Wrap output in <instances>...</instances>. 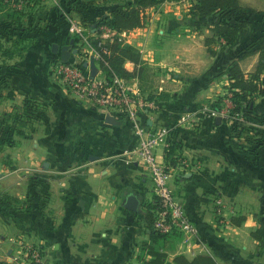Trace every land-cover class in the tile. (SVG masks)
<instances>
[{
  "label": "crops",
  "instance_id": "obj_1",
  "mask_svg": "<svg viewBox=\"0 0 264 264\" xmlns=\"http://www.w3.org/2000/svg\"><path fill=\"white\" fill-rule=\"evenodd\" d=\"M189 1L147 7L142 26L125 31L123 37L142 59L138 75L128 84L154 104L161 93L167 95L160 108L140 109L137 121L154 128L174 124L181 113L189 117L173 134L169 154L182 156L187 164L175 165L170 187L195 225L197 240L188 247L174 234L157 249L167 255L163 264H174L178 254L190 259L198 253L210 254L218 264H264V140L255 144L234 137L231 127L223 120L216 123L217 116H209L206 106L194 107L212 94L211 77L223 68L206 54V29L202 34L186 25L192 19L186 13ZM119 2L72 0L69 9L64 0H29L28 5L39 9L28 15L23 11L20 17L18 26H25L24 20L33 26L24 35L21 57L0 66V82L8 84L7 91H0V116L17 117L25 97L42 113L24 126L11 123L8 144L0 145V178L22 174L31 193L32 181L38 179L42 197L38 211L32 197L18 217L0 214V264H11L22 245L39 246L47 264H143L151 259L140 251V243L150 239L140 205L142 197L154 202L152 182L135 158L124 154L138 143L128 115L77 99L51 73V64L59 59L51 45L70 43L75 35L69 26L77 24L92 40L97 34L81 20L105 17ZM244 38L240 31L235 42ZM73 46L77 52L70 60L80 58L91 76H105L91 52L82 53L80 42ZM256 62L253 54L237 64L247 72ZM123 66L135 68L128 61ZM182 102L188 103L184 112L173 107ZM157 154L169 164L162 148ZM129 193L139 200L136 211L123 206ZM215 199L231 209L229 218L242 217L241 224L222 227L212 220ZM18 227L24 229L17 236L25 244L17 246L13 231Z\"/></svg>",
  "mask_w": 264,
  "mask_h": 264
},
{
  "label": "trees",
  "instance_id": "obj_2",
  "mask_svg": "<svg viewBox=\"0 0 264 264\" xmlns=\"http://www.w3.org/2000/svg\"><path fill=\"white\" fill-rule=\"evenodd\" d=\"M164 1L177 0H121V2L110 11L109 15L99 19H90L88 21L81 20L82 22H86L89 28L97 34L96 38L87 40L91 48L99 55L96 63L107 79L114 76L125 79L136 77L138 75L137 68L142 65V59L140 52L135 47L122 41H117L116 37H114L112 41L99 38V27L107 26L118 33L141 27L144 19V10L147 7ZM71 3L72 0H64V4L68 6L69 9H72ZM263 12L264 11H258L251 6L243 5L239 0H193L187 14L192 19L201 20L203 18H211L212 26L209 28L211 34L204 38V45L209 47L214 42L215 38L222 39L227 46L233 44L238 33L251 23L253 16ZM22 15L23 13L17 10L6 13L7 18L14 16V29L20 24V17ZM24 31V27L20 26L19 32L23 33ZM78 42H80V38L74 36L73 44H77ZM24 50L25 47L23 51ZM251 53L257 54V62L252 71L243 72L239 65L233 62L225 73L228 81V89L232 92V96L235 100L234 104H238L236 105V109L242 108L244 113H248L254 108L255 95L264 92V31L257 37L251 46L242 49L237 56V60L243 59ZM11 56L12 55L9 54L6 58H12ZM125 61L131 62L134 65L135 68L133 71H128L124 68L123 64ZM164 98L167 99V95L161 93L159 97L153 99L157 108H160L161 101L165 100ZM236 100L239 103H237ZM165 103L166 102H164V104ZM242 103L244 104L243 107L240 105ZM212 107L213 110L219 109V107L214 104ZM41 113L42 111L37 103L31 98L25 97L18 116L15 117L14 114H8L6 116L15 124L24 126L36 120ZM246 131V128L235 126L232 127L231 134L234 137L242 138L244 136L243 134H246ZM172 147L173 140L166 151V159L169 164L174 167L183 157L178 154H169ZM155 209L156 204L154 201L152 204H147L144 213L145 221L149 222L151 225L147 227L149 230V241H142L140 243V251L151 257L150 260L145 262L146 264H163L167 255L159 251L157 245L160 243L161 246H164L166 237L174 234L176 236L180 235L178 232L160 234L153 229L152 222ZM242 220V217L232 218L231 223L233 225H239ZM172 262L174 264H218L208 253H198L190 259L182 254H178L173 257Z\"/></svg>",
  "mask_w": 264,
  "mask_h": 264
},
{
  "label": "built area",
  "instance_id": "obj_3",
  "mask_svg": "<svg viewBox=\"0 0 264 264\" xmlns=\"http://www.w3.org/2000/svg\"><path fill=\"white\" fill-rule=\"evenodd\" d=\"M5 1L8 2V0ZM18 6L19 4H15V7ZM99 30V38L112 41L116 37L117 41L125 43L123 40L125 31L118 33L107 26H100ZM68 31L80 38L82 53L91 52L96 62L99 55L89 45L87 35H84L75 23L69 26ZM102 33H106V37H102ZM82 62L80 58L69 59L66 62L55 60L51 64V73L64 90L77 99L87 101L101 109L122 111L128 115L131 127L138 137V143L135 148L124 151V154L134 157L151 179L156 204L152 222L153 229L160 234L178 232L184 243L190 247L197 240V229L184 214L180 202L176 200L170 187V179L174 176L175 166L163 162L157 154L159 147L166 153L176 126L185 125L189 121L188 115L181 113L174 124L149 128L137 121V114L140 109L146 107L157 109L156 104L141 98L136 88L128 84V79L117 76L110 79L105 76H91L83 67ZM209 116L214 117L215 112L209 110ZM178 164L185 166L187 163L183 158ZM215 204L217 207L222 206L218 199H215ZM23 249L14 259L16 264H47L41 255L39 246L26 245Z\"/></svg>",
  "mask_w": 264,
  "mask_h": 264
},
{
  "label": "rangeland",
  "instance_id": "obj_4",
  "mask_svg": "<svg viewBox=\"0 0 264 264\" xmlns=\"http://www.w3.org/2000/svg\"><path fill=\"white\" fill-rule=\"evenodd\" d=\"M27 1L29 0H8L6 2L5 0H0V66L5 65L7 63L6 61L9 60L10 62L17 61L19 57H21L23 53V49L26 45V43H23V40L26 39L27 30L33 26L32 22L27 23L25 20V23L23 21V24L25 26V31L23 33L19 32L20 26H16L13 23L14 16H11L10 18L6 17V13L12 12L13 10H17L20 13H23V11H26L27 15L36 12L39 7L28 5ZM193 0L189 1V6ZM240 2L243 5H248L253 8H255L258 11H264V0H240ZM15 4H19L18 7H15ZM187 8L186 13H188ZM191 19V18H190ZM7 21V22H5ZM21 25V24H20ZM186 25H190L193 28L197 27L203 34L205 32L204 29H206V33L203 34V41L205 37H208L210 32V26H212V20L211 18H203L201 20L199 19H191L189 20V23ZM18 31H17V30ZM243 35L244 39L241 41H236L233 44L227 46L224 44L222 39L215 38L214 42L209 46H205L206 54L209 57H213L217 61V65L223 68V70H218L215 72L212 77L211 81L212 86H214L215 89L212 90V94L208 97H201V100L199 102H196L194 104V107L201 108L203 106L207 107L208 114L209 110L215 112V116L219 117L220 120H223L225 124L228 125V127H235L237 124L240 127L246 128V134H243L242 138L247 139L248 137L254 142L255 144L261 143L264 140V92L256 94L254 97V108L250 110L248 113H244L243 109H236V105L234 104L235 100L232 96V92L228 89L227 84V76L226 71L230 64L233 62H241L243 59H251L253 57L254 53L249 54L247 57L243 59H238V54L242 51V49H246L248 46H251V44L254 43V41L259 37L262 32L264 31V12L258 13L253 16L251 23L244 29ZM30 37H28L29 39ZM74 48V46H71ZM11 54L12 58L8 59L6 58ZM257 55V54H254ZM207 57V58H208ZM211 57V58H212ZM76 59V58H75ZM247 62V61H246ZM9 63V62H8ZM256 64V63H255ZM218 67V68H219ZM254 66L250 71H252ZM247 71V72H250ZM245 72V71H243ZM215 82L217 86L215 85ZM8 89L7 81H1L0 82V91L5 92ZM237 102V100H236ZM239 103V102H237ZM188 103L182 102V105H174V108L180 107L177 110L185 111L183 105ZM218 106V110H213L212 105ZM242 107L244 104H240ZM20 111H15V114H18ZM187 115V114H186ZM214 116V117H215ZM12 121L9 119V117H6L5 115L0 116V145L1 147H4L8 144V128L10 127ZM192 123H189V127H192L193 125H190ZM194 124V123H193ZM7 127V128H6ZM230 129V133H231ZM249 135V136H248ZM15 177H4L0 178V189L4 188L6 192H0V206L3 208V210H0V214H10L14 216H19L20 214L25 212V207L28 204V201L33 197V203L37 204V208L35 206V209L38 211L41 201V181L38 179H33V192H29V190H26L27 185V179L22 175ZM153 193V192H152ZM34 194V195H32ZM154 196V195H153ZM147 204H150L145 200L144 197L141 199V210L143 211V216L146 211ZM226 206V205H225ZM225 206L222 207H214L212 209V220L219 221L220 225L227 226L231 223V219L234 217L229 218L228 212H231L230 208H227ZM224 207V208H223ZM145 208V209H144ZM219 208L220 210H217ZM4 216V215H3ZM1 217V216H0ZM230 222V223H229ZM148 226H151L149 222H146L144 219V227L147 228ZM21 230H24L23 227H18L13 231V233L16 232V240L17 246L20 244L21 237H18V234H23ZM180 236V235H179ZM14 237V239H15ZM20 238V239H18ZM25 247L24 245H22ZM24 251V249H23ZM21 256V255H18ZM13 259V258H12ZM11 259V260H12ZM10 260V261H11ZM11 264H16V260L12 261ZM143 264H146L143 262Z\"/></svg>",
  "mask_w": 264,
  "mask_h": 264
},
{
  "label": "water",
  "instance_id": "obj_5",
  "mask_svg": "<svg viewBox=\"0 0 264 264\" xmlns=\"http://www.w3.org/2000/svg\"><path fill=\"white\" fill-rule=\"evenodd\" d=\"M72 45H73V39H71L70 43L67 45L58 46L57 44H52L51 52L53 54H58L60 61L66 62L69 60L71 55H75L77 52V49L71 47ZM91 62H92V59H91ZM85 66L86 65L84 63L83 67ZM215 120H216V123H218L220 121V118L217 117ZM138 204H139V200L137 196L132 193H129L125 197L123 206L130 211H136Z\"/></svg>",
  "mask_w": 264,
  "mask_h": 264
}]
</instances>
